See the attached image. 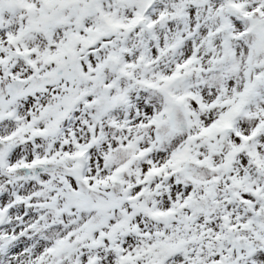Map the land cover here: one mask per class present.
Segmentation results:
<instances>
[{
  "label": "snow or ice",
  "instance_id": "snow-or-ice-1",
  "mask_svg": "<svg viewBox=\"0 0 264 264\" xmlns=\"http://www.w3.org/2000/svg\"><path fill=\"white\" fill-rule=\"evenodd\" d=\"M0 264H264V0H0Z\"/></svg>",
  "mask_w": 264,
  "mask_h": 264
}]
</instances>
